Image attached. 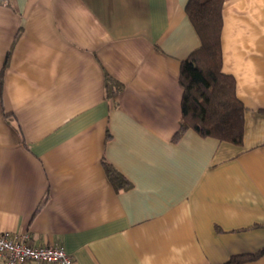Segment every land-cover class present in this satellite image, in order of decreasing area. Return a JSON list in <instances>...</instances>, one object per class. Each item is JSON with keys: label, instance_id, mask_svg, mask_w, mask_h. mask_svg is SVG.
Listing matches in <instances>:
<instances>
[{"label": "crops", "instance_id": "0c3cea01", "mask_svg": "<svg viewBox=\"0 0 264 264\" xmlns=\"http://www.w3.org/2000/svg\"><path fill=\"white\" fill-rule=\"evenodd\" d=\"M188 1L0 3V232L77 264H224L264 249V0L222 9L241 145L172 140L181 62L201 46ZM107 74L124 85L113 100Z\"/></svg>", "mask_w": 264, "mask_h": 264}, {"label": "trees", "instance_id": "16d2710c", "mask_svg": "<svg viewBox=\"0 0 264 264\" xmlns=\"http://www.w3.org/2000/svg\"><path fill=\"white\" fill-rule=\"evenodd\" d=\"M224 0H189L186 12L194 25L201 46L181 62L179 83L183 88L180 128L173 137L178 142L188 130L203 138L241 145L245 135L246 108L236 94L233 76L222 70L221 31ZM106 98L113 100L124 85L107 74ZM105 171L114 187H132L110 162L103 159ZM264 256V249L254 254H237L224 264H248Z\"/></svg>", "mask_w": 264, "mask_h": 264}, {"label": "built area", "instance_id": "2783aa9c", "mask_svg": "<svg viewBox=\"0 0 264 264\" xmlns=\"http://www.w3.org/2000/svg\"><path fill=\"white\" fill-rule=\"evenodd\" d=\"M7 6L10 0H0ZM77 264L60 245H35L29 232H0V264Z\"/></svg>", "mask_w": 264, "mask_h": 264}]
</instances>
